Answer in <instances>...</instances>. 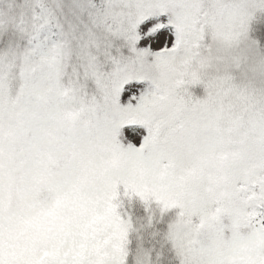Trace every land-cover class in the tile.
<instances>
[{
	"label": "snow or ice",
	"instance_id": "6c2138e0",
	"mask_svg": "<svg viewBox=\"0 0 264 264\" xmlns=\"http://www.w3.org/2000/svg\"><path fill=\"white\" fill-rule=\"evenodd\" d=\"M0 264H264V0H0Z\"/></svg>",
	"mask_w": 264,
	"mask_h": 264
}]
</instances>
